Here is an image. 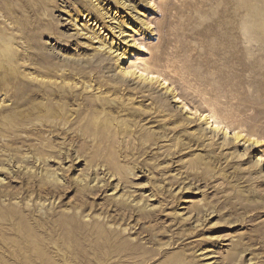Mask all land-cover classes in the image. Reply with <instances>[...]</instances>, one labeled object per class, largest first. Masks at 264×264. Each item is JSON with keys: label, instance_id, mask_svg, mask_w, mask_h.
Returning a JSON list of instances; mask_svg holds the SVG:
<instances>
[{"label": "rangeland", "instance_id": "374dc122", "mask_svg": "<svg viewBox=\"0 0 264 264\" xmlns=\"http://www.w3.org/2000/svg\"><path fill=\"white\" fill-rule=\"evenodd\" d=\"M251 7L0 0V264H264ZM233 51L248 79L218 89L209 64Z\"/></svg>", "mask_w": 264, "mask_h": 264}, {"label": "bare ground", "instance_id": "6f19581e", "mask_svg": "<svg viewBox=\"0 0 264 264\" xmlns=\"http://www.w3.org/2000/svg\"><path fill=\"white\" fill-rule=\"evenodd\" d=\"M249 10H250V12H254V13H256V15H258L259 21H258V24L256 26L255 32L261 36L260 37L261 41H264V7L261 10H256L255 8L251 7ZM227 24H229V23H227ZM231 33L233 34V32H230V34ZM234 34L236 35V33H234ZM228 36H229V34H228ZM232 41L234 42V40H232ZM230 42H231V40H230ZM224 44H225V42H224ZM236 44H238L237 46H244L247 43L241 42V43H236ZM224 46H226V45H224ZM230 46H231V43H230ZM230 46H229V48H230ZM140 47H141V45H140ZM220 47H222V46H220ZM231 48H233V47H231ZM225 49H226V47H225ZM227 50H228V48H227ZM231 50H233V49H231ZM233 52H230L226 57H224V58L222 57L220 59L221 67L217 66V63L214 61L209 64V66L215 68L210 72L211 73L210 75H211V79L213 80V82L216 83L218 89L221 88L223 90V89L231 88L233 85L236 86V84H242L246 79H248L246 76V73L250 71V69L252 68V65L248 64V62L246 63L242 57L235 55L236 51L234 53ZM217 62H219V61H217ZM204 65H205V61L202 60L201 61V73L202 74L206 73V68L204 67ZM132 67L134 68V70H136V71L138 70V72H141L140 75L146 79L147 78L152 79L154 77V72L152 70H150L148 67H144L143 69H141V67L138 63H134ZM163 79L166 81L165 78H163ZM259 88H260L259 89V92H260L259 99L264 100V93H263L264 82L262 79L259 81ZM202 117L206 118L207 123L211 124V126H214V128H216V129H223L226 133H228L229 130H231L230 127L234 126V125H229V124L225 123L223 118L221 116H219L218 113L213 108H210V110L207 113H203ZM237 127H240V126H234V129H236ZM240 136H241L240 133H235V137L237 140ZM253 141L258 142V139H255Z\"/></svg>", "mask_w": 264, "mask_h": 264}]
</instances>
